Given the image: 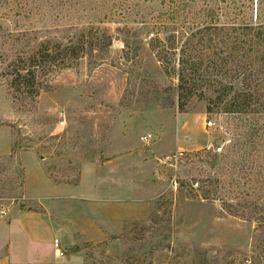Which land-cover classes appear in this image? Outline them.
I'll use <instances>...</instances> for the list:
<instances>
[{
    "label": "rangeland",
    "instance_id": "1",
    "mask_svg": "<svg viewBox=\"0 0 264 264\" xmlns=\"http://www.w3.org/2000/svg\"><path fill=\"white\" fill-rule=\"evenodd\" d=\"M173 1L0 0V259L67 264L66 231L82 220L97 226L75 245L84 264H246L264 241V227L228 215L221 197L203 200L184 186L235 163L236 135L250 121L210 102L202 85L177 101L176 80L155 54L169 35L159 15L177 7L180 19L183 5L201 0ZM207 1L228 10V0ZM234 1L249 22H264V0ZM91 30L96 52L45 77L50 89L34 101L12 100L5 70L14 57ZM203 149L200 159L189 155Z\"/></svg>",
    "mask_w": 264,
    "mask_h": 264
},
{
    "label": "trees",
    "instance_id": "2",
    "mask_svg": "<svg viewBox=\"0 0 264 264\" xmlns=\"http://www.w3.org/2000/svg\"><path fill=\"white\" fill-rule=\"evenodd\" d=\"M184 3L187 4H181ZM176 8L159 15V21L168 24L169 35L165 41H157L155 54L163 73L176 80L177 101L189 99L202 85L211 91L210 102L224 107V112L247 116L250 121L247 130L236 135L231 151L237 155L235 163L222 165L220 172L212 175L204 173L200 181L193 180L192 184L184 181V186L203 200L221 197V209L228 215L253 221L260 229L264 227V22H249L248 12L235 10L234 0H228V10L207 0L195 7L183 5L184 16L180 19ZM221 17L227 22H221ZM96 46L97 30L81 33L74 41L65 43L38 41L6 67V84L12 100L34 101L40 92L50 89L45 77L96 52ZM171 54H177V59L171 60ZM206 152L203 149L189 155L200 159ZM215 155L211 157V169ZM194 184L196 188L192 190ZM77 250L73 248L69 254ZM244 262L264 264V241ZM232 263L235 262H229Z\"/></svg>",
    "mask_w": 264,
    "mask_h": 264
},
{
    "label": "crops",
    "instance_id": "3",
    "mask_svg": "<svg viewBox=\"0 0 264 264\" xmlns=\"http://www.w3.org/2000/svg\"><path fill=\"white\" fill-rule=\"evenodd\" d=\"M24 157V156H23ZM22 157V160H23ZM23 216V215H22ZM22 216H18L19 218H22ZM27 216V215H25ZM40 216V214L33 213L32 216L27 217H36ZM24 217V216H23ZM93 236H97V226L96 225H89L85 220H82L80 224L77 227L68 228L66 231V240L64 241V248L70 249V247L75 248V245H79V242L84 239H91ZM57 238L58 237H54ZM53 238V239H54ZM60 240V239H58ZM8 245V244H7ZM6 247V245H5ZM81 250L72 252L68 255L65 263L67 264H84L83 261H81L80 256ZM9 260L7 257H3L0 259V264H8Z\"/></svg>",
    "mask_w": 264,
    "mask_h": 264
},
{
    "label": "built area",
    "instance_id": "4",
    "mask_svg": "<svg viewBox=\"0 0 264 264\" xmlns=\"http://www.w3.org/2000/svg\"><path fill=\"white\" fill-rule=\"evenodd\" d=\"M206 126L210 128L212 126V123L208 121L206 123ZM150 137H151L150 135H144L140 137V140L143 143H148L150 141ZM207 149H210V148H207ZM221 150L222 148L217 146L216 148H212V153L218 154V153H221ZM179 155H181V153ZM6 215H7L6 211L0 210V219L4 218ZM52 248H53V255L55 258H59V259L64 258V255H65L64 250L61 248V243L57 238L53 239Z\"/></svg>",
    "mask_w": 264,
    "mask_h": 264
}]
</instances>
